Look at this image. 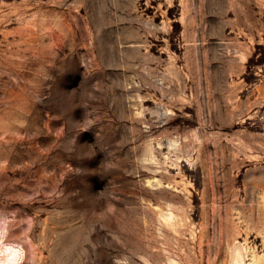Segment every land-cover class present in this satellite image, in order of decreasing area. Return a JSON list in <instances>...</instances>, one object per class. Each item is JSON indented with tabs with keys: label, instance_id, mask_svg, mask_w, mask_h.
<instances>
[{
	"label": "rangeland",
	"instance_id": "1",
	"mask_svg": "<svg viewBox=\"0 0 264 264\" xmlns=\"http://www.w3.org/2000/svg\"><path fill=\"white\" fill-rule=\"evenodd\" d=\"M25 264H264V0H0V222Z\"/></svg>",
	"mask_w": 264,
	"mask_h": 264
},
{
	"label": "bare ground",
	"instance_id": "2",
	"mask_svg": "<svg viewBox=\"0 0 264 264\" xmlns=\"http://www.w3.org/2000/svg\"><path fill=\"white\" fill-rule=\"evenodd\" d=\"M7 234V223L0 222V264H25V247L16 241H6Z\"/></svg>",
	"mask_w": 264,
	"mask_h": 264
}]
</instances>
